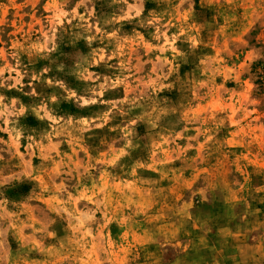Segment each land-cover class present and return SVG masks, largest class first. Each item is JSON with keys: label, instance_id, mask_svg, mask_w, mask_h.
Segmentation results:
<instances>
[{"label": "clouds", "instance_id": "obj_1", "mask_svg": "<svg viewBox=\"0 0 264 264\" xmlns=\"http://www.w3.org/2000/svg\"><path fill=\"white\" fill-rule=\"evenodd\" d=\"M0 264H264V0H0Z\"/></svg>", "mask_w": 264, "mask_h": 264}]
</instances>
